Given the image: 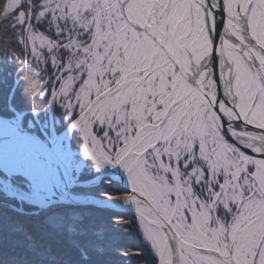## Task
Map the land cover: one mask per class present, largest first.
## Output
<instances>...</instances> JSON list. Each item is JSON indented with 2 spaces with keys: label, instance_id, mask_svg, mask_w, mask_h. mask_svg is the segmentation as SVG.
<instances>
[{
  "label": "snow or ice",
  "instance_id": "obj_1",
  "mask_svg": "<svg viewBox=\"0 0 264 264\" xmlns=\"http://www.w3.org/2000/svg\"><path fill=\"white\" fill-rule=\"evenodd\" d=\"M0 15L12 17L9 27L20 29L18 37L29 30L31 60L5 48L8 64L18 61V78L33 65L42 74L26 108L0 107V143L8 149L0 160L4 190L24 197L25 189L90 161L117 188L101 193L103 200L132 206L128 215L103 219L68 207L56 212V224L46 220L74 251L72 264H98L96 257L108 250L131 260L118 241L133 223L156 264H264V0H3ZM77 27L87 29L77 33L88 37L85 52L94 47L106 67L92 77L94 86L71 98L61 80L67 69L53 59L40 68V56L69 51L60 38ZM205 35L210 53L200 47ZM17 43L24 46L23 39ZM59 129L65 134L57 135ZM193 149L205 167L199 176L195 170L185 176L181 169L194 163L188 159ZM21 156L37 163L21 164ZM21 178L28 181L23 189L16 184ZM193 184H207L203 198ZM12 230L21 233L24 226ZM24 238V252L0 264H35L28 253L61 264L51 245L38 251L31 234Z\"/></svg>",
  "mask_w": 264,
  "mask_h": 264
},
{
  "label": "trees",
  "instance_id": "obj_2",
  "mask_svg": "<svg viewBox=\"0 0 264 264\" xmlns=\"http://www.w3.org/2000/svg\"><path fill=\"white\" fill-rule=\"evenodd\" d=\"M3 4V0H0V5ZM5 7V5H4ZM12 17L10 16L8 20H3V16L0 15V107H3L5 103H9V96L12 90V85L16 79L20 80L18 90L15 91V95L12 99V104L17 105L20 108H26L28 103V98L33 93V91L39 90V85L41 83V75H37V70L27 69L24 73H21V78H18L17 73L14 71L18 61L13 60L12 64L9 65L7 60L3 55V49L7 48L9 50H14L15 53L19 56L20 61L27 62L26 52L24 46L21 47V44L17 43V29L13 30L9 27ZM26 77V79H24ZM27 90V91H26ZM43 108L40 107V110ZM56 115L63 119V114L60 110L56 111ZM8 117H12V114L9 113ZM61 130V129H59ZM89 175H86L84 179L88 178ZM119 187L123 188L121 185ZM83 191H93L94 194L100 195L103 192H115L117 188L115 186L110 187L102 183L99 187L94 189L81 188ZM101 196V195H100ZM11 200L7 199L2 192H0V261L4 258L20 254L24 252L25 246L27 243L22 242V237L25 233H33V228L37 229L38 227L43 229L42 224L47 220L49 223L56 224L58 218L56 217L57 211H62L60 207L53 206V210L48 211L46 214L41 216L35 215H17L13 213H6L8 207L11 205ZM73 206H66L64 209ZM76 208H83L85 211H90L95 213L94 219H103L104 217H110L113 215V210L98 208L94 206H75ZM128 215V213H124ZM131 218V217H129ZM42 220V221H40ZM17 224H22L24 226V232L6 236L1 231V227L5 226L9 228L7 231L10 232L11 229ZM27 227V232H25ZM30 227V228H28ZM46 232V231H45ZM47 233V232H46ZM15 237V238H12ZM33 236V235H32ZM20 237V238H19ZM34 237V236H33ZM59 255L61 254L62 259H68L69 263H72V259L75 258L74 251L68 250L66 247L59 248ZM127 249L129 252L133 253L131 260H123L116 256L111 250H108L102 256L96 257L98 264H133L132 261L141 258V251H145L142 255L144 260L146 259L147 264H156L154 255L151 254V251L142 239V235L138 232L137 225L135 223L130 224L128 228H125L123 233L120 235L118 241V250L123 251ZM29 257L37 261L36 257H31L32 253H28ZM34 255V254H33ZM35 256V255H34ZM39 262V260H38ZM42 264H48L45 260Z\"/></svg>",
  "mask_w": 264,
  "mask_h": 264
},
{
  "label": "rangeland",
  "instance_id": "obj_3",
  "mask_svg": "<svg viewBox=\"0 0 264 264\" xmlns=\"http://www.w3.org/2000/svg\"><path fill=\"white\" fill-rule=\"evenodd\" d=\"M18 2L19 0H13V4H17ZM5 7H8V5H5ZM25 8L26 6L20 8V11H24ZM89 27H93V26L89 25ZM86 30L87 29L77 27L75 31H70L67 37L60 38L61 40H67V43L69 45V51L64 52L61 49L56 48L53 51H44L41 53V56H40V59L42 61L40 64V68L44 67V63H43L44 61L48 59H53L55 61V64L60 70L67 69L66 75L62 76L61 80L64 83L65 89L70 93L71 98H75V96L78 93H82V91L88 89L87 82L89 80V77L92 71L97 72L100 69H103L104 67H106V65H101L100 61L99 62L96 61V63L94 62L96 60V56L100 57L102 55L101 53L93 54L94 47L88 53L85 52V49L89 48L88 37L78 36L77 33L83 32ZM28 31H29L28 29H25L24 33H22L20 37L17 36V39H23L25 52L27 48L29 47V42L27 40ZM19 32H20V29H17V33ZM91 35H92V32H89V36ZM26 57H27V61L31 60V57L27 55V52H26ZM31 69L37 70L35 65H33ZM48 71L51 72L52 69H48ZM82 73H87L88 74L87 77L86 78L82 77ZM77 81H79V84L77 83ZM19 84H20V80L16 79L14 82V85H12V90L10 92L9 97L11 99L9 100V104H12V99L15 95V91L18 90ZM53 109L55 108H53V106L49 104V111H52ZM73 137L74 138H72V141L70 142L69 140V142L73 146L72 150L74 149L73 151H75L79 149V140L77 139L76 136H73ZM188 159L194 160V163H191L188 168L181 169V172L185 176H187L189 175V173L192 172V170H195V176H199L201 174V171L205 167V160L202 158L201 153L193 149ZM81 164L83 165L82 171L86 170L85 173L89 175V177L86 178L85 180H94L96 179V177L100 175L101 171H103L102 169L100 170L95 169L92 166L90 161H82ZM173 166L175 167V165ZM93 171L94 173L92 174ZM71 173L74 177L78 178L77 174L80 173V169H78L77 166H75L71 170ZM2 176H3V171H0V177ZM195 176H191L190 179L194 180ZM4 178L6 179V177ZM106 179L107 178H104L100 182L99 185L91 186L88 189L91 190L96 187H99L102 183L105 184ZM26 183L28 182L22 178L16 180V184H18L22 189ZM106 186L107 185L105 184V187ZM214 186H215V182H213V187ZM192 187H193L194 194L199 192L201 193V198H203V191L207 188V184L202 185L200 189H196L194 184L192 185ZM84 189L87 190V188H84ZM25 191L27 194L24 197H19L20 200L27 201L28 202L27 205H30L32 207L34 205H36L37 207H41V205H43L44 203L43 201L39 200L38 203L35 201V196L33 193L34 189L32 191L25 189ZM0 192H4L6 195L11 194L10 192L9 193L5 192L3 184H0ZM91 193H93V191ZM210 197H211V193H209V198ZM213 211L214 210H211L210 212L213 213ZM116 212L122 213V211H116ZM221 215H223V212H221Z\"/></svg>",
  "mask_w": 264,
  "mask_h": 264
},
{
  "label": "bare ground",
  "instance_id": "obj_4",
  "mask_svg": "<svg viewBox=\"0 0 264 264\" xmlns=\"http://www.w3.org/2000/svg\"><path fill=\"white\" fill-rule=\"evenodd\" d=\"M200 47L206 53H210V51H211V41L207 38L206 35L203 38V40L201 41ZM96 61L99 62L100 61V57L96 56V60L94 62L96 63ZM101 70L102 69H100L99 71H101ZM99 71H97V72H99ZM97 72L92 71V73L90 74L89 80L87 82L88 89L91 88L92 86H94V83L95 82L92 79V77L95 76V74ZM209 75H210V71H209ZM212 88H213V85L209 82V90H210V92H212ZM199 94L201 95V99L203 100V89H200L199 90ZM212 94H214V92ZM10 99L11 98L9 97V100ZM207 106L210 109V105H207ZM57 110H60V109L57 107V108L53 109L52 111H55L56 112ZM41 111H43V109ZM6 118H10L11 119L12 117H8L7 116ZM216 125H217V127L219 126V122L218 121H216ZM63 130L64 129L58 130L57 135H59ZM73 136H76V134H74V133L69 134L68 140H70V142L72 141V138H74ZM195 142H196L195 140L192 141L193 144H195ZM2 149L8 150L7 148H4V147ZM78 150L79 149H77L75 151H78ZM12 154H13V152H12V149L10 147L9 148V155H12ZM3 157H4V155H0V160H2ZM39 159L41 161H46L47 160V158L46 157H43V156H41ZM19 163L24 164V165H29V164H36L37 161L34 160V159H30V158L21 156V157H19ZM77 168L80 169V173L77 174L78 175V178L77 177H74L72 175L71 171L69 173L70 174V179L72 181L71 183H69V185L71 186L69 188V192H71L72 194L78 195L79 197H86V196H90V194H94V193H91V191H83L81 189V188H87L88 189L89 187L76 185V183H79V182H90L91 181V180H85L84 179L85 176L88 175V174L85 173L86 170L82 171L83 165L81 163L79 165H77ZM40 171H43V169H40ZM93 173H94V171L92 172V174ZM101 173H103V171H101ZM187 176H189V175H187ZM190 177H189V179H190ZM57 178L60 179L59 176H57ZM97 178L98 177H96V179L95 180H92L91 182H97L98 181ZM104 178H107V177L104 175L100 179V182ZM100 182L98 184H96L95 186L99 185ZM33 193H34V196H35V201L37 203L39 202V200H41V201L44 202L43 205H41V207H37L36 205H34L32 207L30 205H27V203H28L27 201L20 200L19 198H13V197H11V194L6 195L4 192H2V194H4L7 199H9V200L12 201V202H10L11 205L8 207L6 213H13V214H17V215L20 214V215H35V216H41V215L46 214L50 210L55 211L53 209V206H58V207H60V209L64 210V207H66L67 205L68 206H73V207H75V206H94V207H98V208H104V209H111V210H113V208L95 206V205H90V204L89 205L72 204V203L68 202L69 198H65L63 196H60L58 193H56L55 191H53V189L51 188V185H50L49 182H44L39 187L34 188ZM96 196H100V195H96ZM118 209L121 210V211L123 210L124 212H122V213H129L128 211H130L127 208H115L114 211H118ZM210 214H212L214 216V211H213V213L210 212ZM40 221H42V220H40ZM42 227H43V229H41L39 227L37 229L33 228L34 231L32 233V235L34 236L33 238H34V240L36 241V243L38 245V251H46L49 245L52 246L53 253L56 254L57 256H61V254L59 255L60 252H59L58 246H59V248L66 247L68 250L72 251V249H70L64 243L61 242V237H59L58 235L52 234L49 231V229L45 226V224H42ZM28 228H30V227H28ZM8 229L9 228H6L5 226L1 227V231L4 234H6V236L11 235L12 233L18 234L17 232H15V231L12 230L13 228L11 229L10 232L7 231ZM137 229H138V227H137ZM27 230L28 229L26 227L25 232H27ZM138 232L142 235V232L140 230H138ZM24 237H25V234L21 238L22 239V242L23 243H28V241L25 240ZM12 238H15V237L12 236ZM146 244L148 245V247H149V249L151 251V254L154 255L153 251L150 248V245L148 243H146ZM144 252L145 251H141V258H138L137 260L132 261V263L133 264H147L148 261L146 259L144 260V257L142 255ZM31 257H34L35 258V256L33 255V253L31 255ZM36 258H37L36 259L37 261H35V264H42L43 263V261L39 260L38 257H36ZM4 259H7V257L4 258ZM38 260H39V262H38ZM63 260L64 259L61 258V264H63Z\"/></svg>",
  "mask_w": 264,
  "mask_h": 264
},
{
  "label": "water",
  "instance_id": "obj_5",
  "mask_svg": "<svg viewBox=\"0 0 264 264\" xmlns=\"http://www.w3.org/2000/svg\"><path fill=\"white\" fill-rule=\"evenodd\" d=\"M64 134H65V129L59 135H64ZM2 148H3V145L2 143H0V155L5 154V149H2ZM52 166L55 167V164H53ZM58 176L60 179H58L57 176H53V178L49 181L51 188L53 189V191L58 193L60 196L69 198L68 202L72 204H79V205H89L90 204V205H95V206L113 208V210H115V208H127L128 210H130L132 207L130 204L128 205L120 204L118 206L109 205L103 200L101 196H96V195L79 197L78 195H75L69 192V188L71 187L69 183L72 182L70 179V174L68 175L60 174ZM103 176H104V173H101L97 178L98 180L97 182H91V181L90 182H79V183H76V185L87 186V187L95 186L96 184L100 182V179ZM121 185L124 186L123 184ZM118 211H121V210L118 209ZM122 212L124 211L122 210Z\"/></svg>",
  "mask_w": 264,
  "mask_h": 264
}]
</instances>
